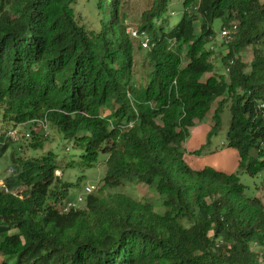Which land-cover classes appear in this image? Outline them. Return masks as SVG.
I'll return each mask as SVG.
<instances>
[{"label":"trees","instance_id":"trees-1","mask_svg":"<svg viewBox=\"0 0 264 264\" xmlns=\"http://www.w3.org/2000/svg\"><path fill=\"white\" fill-rule=\"evenodd\" d=\"M91 1L93 21L80 0H0L3 121L27 150L42 151L49 128L78 152L65 166L54 153L11 155L0 264H264V199L240 182L264 178V0H152L137 27L146 49L128 32L129 0ZM225 108L238 170L193 169L186 155L205 156ZM210 116L205 145L188 153L190 131ZM13 142L0 137V157ZM101 157L91 194L57 175ZM127 185L157 194L162 210L118 192Z\"/></svg>","mask_w":264,"mask_h":264},{"label":"rangeland","instance_id":"rangeland-1","mask_svg":"<svg viewBox=\"0 0 264 264\" xmlns=\"http://www.w3.org/2000/svg\"><path fill=\"white\" fill-rule=\"evenodd\" d=\"M152 0H129V8L127 10L128 12V16H129V22H128V26H130L128 32H130L131 30H135L138 27V23L139 20L141 18V15L143 14V12H145L146 10H148L150 4H151ZM93 7H94V1H91V3H86V0H80V6L77 8V12L80 13L83 17L87 18L88 20H92V16L90 15V12L93 11ZM93 21V20H92ZM220 30V26H217V31ZM220 37V36H219ZM135 52L136 55L138 56H142L141 51L138 50V43H136L135 46ZM138 56L136 57V61L138 60ZM245 56V60L246 61H250L252 58V53L251 50L249 49L248 51L245 52L244 54ZM142 62H138L137 65V70L136 73L138 75V77H142L145 76L144 74V70L142 69L141 66ZM215 108V106H214ZM222 117V131L215 136L212 139V143L210 145H207V148L204 151L205 156L210 157L209 155H206V152L208 154L209 150L210 151H215L212 155H215L219 152H216V150L221 151L224 148V144L226 143V133L228 130V126H229V121H230V112H229V108H225L224 112L221 115ZM209 122V123H208ZM208 122L205 121L203 122V126L201 128H204L205 126H207L208 128V133L211 131V116L208 119ZM13 130L16 133V136H14V132L10 131L9 132V136L11 137V140L14 139V142L11 144V146L9 147L8 151L5 153V155L3 157H0V184L2 181H4L8 175H9V169L11 167V155L14 153H18L21 156L27 157V158H32V157H38L42 154L45 153H51L56 157V159H58V161H60V163H62V166H65V163H67L68 160L71 159V155H75L74 157L78 156V152L74 151V152H67V145L68 143L64 142L61 145V138L57 135L56 132H54L53 130L46 128L45 130V134L48 135L46 141L44 142V149L42 151H34V150H27L24 147V139H22L23 134H21V131L19 130V127H13L12 125H8L7 123H5L3 121V117L2 114L0 112V136L1 134H5L7 133V131ZM194 135L193 130L190 131L187 143H186V149L187 147H190L191 145V141L194 142L192 140V137ZM14 136V137H13ZM207 138V136H206ZM26 142V141H25ZM206 142V139H205ZM205 142L203 145H201L200 147L205 145ZM69 146V145H68ZM200 149V148H198ZM196 149V150H198ZM188 150V149H187ZM230 150V149H229ZM226 157H223L222 159L224 160V164L226 165V169H219L216 166H212L215 169L218 170H222V171H226L228 173H235L238 170V164L234 161V159L232 158V155L226 153ZM211 155V156H212ZM203 157V156H202ZM195 158L197 157H193L191 155L188 156L187 158V163L193 168V169H197V167L195 166V162H197V164H201L198 166H203V159L202 160H196ZM201 158V157H200ZM214 160H218L220 159L221 165H223L221 156L219 157H215L213 156ZM78 158H76L77 160ZM207 164L213 165L214 163L212 162V160H210ZM205 164V165H207ZM209 165V166H210ZM204 168V166H203ZM106 164L104 162V158H100L99 161L97 162V164L88 170H82V169H63V171H60L57 173L58 176L62 177L64 179V181H66L67 183H73L76 187H73L71 190V193H74L76 195L81 194L79 193V190L81 189L83 192L84 190L89 187V189H92V191L94 190L95 187H97L96 189L100 188L102 186V182L103 179L105 177L106 174ZM262 176H258V177H251L249 175H240V182L241 184H243L246 187V196L249 198H253V197H260L262 199H264V178L262 179ZM2 186L0 185V188ZM94 187V188H93ZM118 192H122L128 195H131L133 198L138 199V200H145L148 201L149 203L153 204L154 206H156V209L158 211H161L162 208H160V201H159V197L157 194L153 193L152 191L142 187V186H131V185H127L125 188H121L118 189ZM255 249H258V247L255 246ZM259 252H262L258 249Z\"/></svg>","mask_w":264,"mask_h":264},{"label":"crops","instance_id":"crops-1","mask_svg":"<svg viewBox=\"0 0 264 264\" xmlns=\"http://www.w3.org/2000/svg\"><path fill=\"white\" fill-rule=\"evenodd\" d=\"M210 118V117H209ZM208 118V119H209ZM208 119L206 120L207 122H208ZM209 123V122H208ZM203 125H200V126H198V127H196V128H194L193 129V132H194V135H193V137H192V140L194 141V142H192L191 141V145H190V147H187V151H188V153H191V152H193V151H195L196 149H198V148H200V146L201 145H203L204 144V142H205V139H206V136H207V133H208V128H207V126H205L204 128H201ZM216 152H219V153H217V154H215V155H212V154H210L209 156L210 157H208V156H204V157H201V158H195L196 160H202L203 161V166H204V168L205 167H212V166H216L217 168H219V169H226V165L224 164V160L222 159L223 157H226V153H228V154H230V155H232V158L234 159V161L237 163V164H239V159H238V154H237V152L236 151H234V150H232V149H228V148H226V149H223V150H221V151H218V150H216ZM212 155V156H211ZM188 156H189V154L188 155H186V157H185V160H186V162H187V158H188ZM213 156H217V157H219V156H221V159H222V162H223V165H221V162H220V159H218V160H214V158H213ZM193 157H195V156H193ZM210 160H212V162L214 163L213 165H210V164H207ZM196 164H195V166L197 167V169L196 170H201V169H203V166H198V165H201V164H197V162H195ZM205 164H207V165H205ZM210 165V166H209ZM216 170H218V169H216ZM218 171H221V172H225V173H228V172H226V171H222V170H218ZM228 174H232V173H228Z\"/></svg>","mask_w":264,"mask_h":264},{"label":"built area","instance_id":"built-area-1","mask_svg":"<svg viewBox=\"0 0 264 264\" xmlns=\"http://www.w3.org/2000/svg\"><path fill=\"white\" fill-rule=\"evenodd\" d=\"M236 30H237V25H232L230 28H223V29L221 30V32H220V37H221V39L224 40V41H229V40L231 39L232 34H233ZM132 36H133V38H135V39H140V40L142 41V45H143V47H144V48H148V39H147V37H146L144 34H140V33H138L137 31H133V32H132ZM226 73H228V70H226ZM9 132H10V131H9ZM9 132L6 133V138H7V137H10V136L8 135ZM13 132H14V136H16L15 131H13ZM14 136H13V137H14ZM10 138H11V137H10ZM91 192H92V189H89V188L86 189V193H87V194H89V193H91ZM82 199H83V198H79V199H78L77 201H75V202H70V203H68V204L66 205V210L71 209V208H76L77 205H78L79 203L82 202Z\"/></svg>","mask_w":264,"mask_h":264},{"label":"clouds","instance_id":"clouds-1","mask_svg":"<svg viewBox=\"0 0 264 264\" xmlns=\"http://www.w3.org/2000/svg\"><path fill=\"white\" fill-rule=\"evenodd\" d=\"M128 30H129V29H128ZM133 31H137V29H135V30H131L129 33L132 35V32H133ZM137 32H138V31H137ZM138 33H139V32H138ZM219 36H220V34H219ZM132 37H133V36H132ZM220 38H221V37H220ZM134 39H135V38H134ZM147 39H148V38H147ZM148 42H149V40H148ZM141 45H142V41H141ZM142 47H143V45H142ZM143 48H144V47H143ZM144 49H146V48H144ZM226 74H228V73H226ZM10 131H13V130H10ZM8 132H9V131H8ZM2 135H3V133L1 134V136H2ZM1 136H0V137H1ZM2 184H3V181L1 182L0 185L2 186ZM87 188H89V187H87ZM87 188H86V189H87ZM93 188H94V187H93ZM96 188H97V187H95L94 190H93L92 192H94V191L96 190ZM86 189H85V194H87V193H86ZM92 192H91V193H92ZM91 193H89V194H91ZM79 198H83V196H79L78 199H79ZM78 199H77V200H78ZM77 200H75V201H77Z\"/></svg>","mask_w":264,"mask_h":264}]
</instances>
